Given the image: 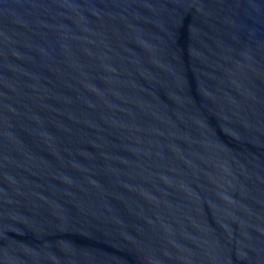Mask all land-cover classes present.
Wrapping results in <instances>:
<instances>
[{"label": "water", "instance_id": "95a60500", "mask_svg": "<svg viewBox=\"0 0 264 264\" xmlns=\"http://www.w3.org/2000/svg\"><path fill=\"white\" fill-rule=\"evenodd\" d=\"M0 264H264V0H0Z\"/></svg>", "mask_w": 264, "mask_h": 264}]
</instances>
